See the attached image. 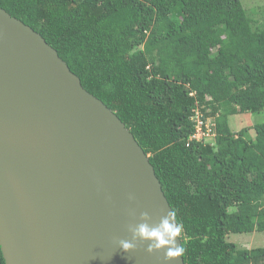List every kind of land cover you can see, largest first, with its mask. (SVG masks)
Returning <instances> with one entry per match:
<instances>
[{"label": "trees", "instance_id": "obj_1", "mask_svg": "<svg viewBox=\"0 0 264 264\" xmlns=\"http://www.w3.org/2000/svg\"><path fill=\"white\" fill-rule=\"evenodd\" d=\"M51 46L148 156L182 224L184 264H264V22L240 0H0ZM215 117L214 146L188 142L195 109ZM0 264H5L0 249Z\"/></svg>", "mask_w": 264, "mask_h": 264}, {"label": "water", "instance_id": "obj_2", "mask_svg": "<svg viewBox=\"0 0 264 264\" xmlns=\"http://www.w3.org/2000/svg\"><path fill=\"white\" fill-rule=\"evenodd\" d=\"M170 210L131 132L38 33L0 9L5 264H184L166 261L164 249L148 253V242L119 245Z\"/></svg>", "mask_w": 264, "mask_h": 264}, {"label": "clouds", "instance_id": "obj_3", "mask_svg": "<svg viewBox=\"0 0 264 264\" xmlns=\"http://www.w3.org/2000/svg\"><path fill=\"white\" fill-rule=\"evenodd\" d=\"M141 217H148L147 213H141ZM132 239L120 240L119 245L122 251L129 252L134 249L135 241H143L147 243V252H159L164 249V259L166 261H174L182 257L184 247L177 243L183 226L177 221V214L174 210H170L163 216L159 223H149L146 220L139 222L131 227Z\"/></svg>", "mask_w": 264, "mask_h": 264}, {"label": "rangeland", "instance_id": "obj_4", "mask_svg": "<svg viewBox=\"0 0 264 264\" xmlns=\"http://www.w3.org/2000/svg\"><path fill=\"white\" fill-rule=\"evenodd\" d=\"M243 9H246L259 23L264 22V0H240ZM264 122V112L259 114L240 113L228 119L231 132L247 128L249 136L254 138L253 126ZM227 240L234 243L239 249H252L264 247V233L253 232L250 234H230Z\"/></svg>", "mask_w": 264, "mask_h": 264}, {"label": "built area", "instance_id": "obj_5", "mask_svg": "<svg viewBox=\"0 0 264 264\" xmlns=\"http://www.w3.org/2000/svg\"><path fill=\"white\" fill-rule=\"evenodd\" d=\"M192 121L194 122V131L190 135L188 142L195 141L203 145L214 146L216 137L215 117H207L201 112V109H195Z\"/></svg>", "mask_w": 264, "mask_h": 264}]
</instances>
